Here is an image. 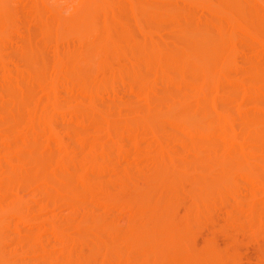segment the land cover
I'll use <instances>...</instances> for the list:
<instances>
[{
  "label": "bare ground",
  "instance_id": "bare-ground-1",
  "mask_svg": "<svg viewBox=\"0 0 264 264\" xmlns=\"http://www.w3.org/2000/svg\"><path fill=\"white\" fill-rule=\"evenodd\" d=\"M0 100V264H238L203 221L264 243V0H0Z\"/></svg>",
  "mask_w": 264,
  "mask_h": 264
},
{
  "label": "rangeland",
  "instance_id": "rangeland-1",
  "mask_svg": "<svg viewBox=\"0 0 264 264\" xmlns=\"http://www.w3.org/2000/svg\"><path fill=\"white\" fill-rule=\"evenodd\" d=\"M69 11V10H68ZM68 11H67V13H68ZM70 12V11H69ZM64 15V14H63ZM67 14H66V12H65V15L64 16H66ZM166 33V32H165ZM22 35H23V33H22ZM166 34H164L163 33V37H166L165 36ZM21 36V35H20ZM19 37V36H18ZM22 37L23 36H21L20 38L22 39ZM9 52H10V55L11 54H14V52L13 51H11V50H9ZM13 52V53H12ZM50 53V52H49ZM7 54H8V52H7ZM6 54V55H7ZM15 54H16V52H15ZM12 55V60H17V59H13V57H15L16 55ZM48 54V53H47ZM49 55V54H48ZM8 56V59L10 58V61L11 62H14V61H12L11 60V56L9 57V54L7 55ZM16 58V57H15ZM16 62V61H15ZM18 62V61H17ZM240 62H241V58L239 59V63L238 64H240ZM241 66V65H240ZM163 89H159V91H162ZM131 93V92H130ZM129 93V94H130ZM129 94H127V96L128 97H126L125 99H127L128 98V101H126L125 100V102H130L131 100L133 101L134 100V102H138V104H141V102H140V100H139V98L137 97H134V95H132V93L129 95ZM132 95V96H131ZM131 96V97H130ZM129 99H130V101H129ZM135 100H137V101H135ZM2 102V100H0V103ZM125 104V103H124ZM247 107H249V106H247ZM248 109V108H247ZM249 109H250V107H249ZM62 124V122H60L59 123V126L61 127H64V124L65 123H63V125H61ZM65 126H66V124H65ZM67 127V126H66ZM60 129H63V128H60ZM66 130V128L63 130V131H65ZM168 132H169V130H167ZM167 133V132H166ZM166 133H164V134H166ZM66 138H67V136H65ZM166 137H169V135H167L166 134ZM69 139H71V137H69L68 136V139H66L67 140V142H69L70 144H72V143H74V142H76V140L75 139H71V140H69ZM74 142H73V141ZM176 148L175 149H177L179 152H184L182 149H179L180 148V145L179 146H175ZM188 151V150H187ZM189 153V152H188ZM185 154H187L186 152H185ZM133 156V154H130V156ZM188 155V154H187ZM190 155V154H189ZM188 155V157H191V156H189ZM129 156V157H130ZM186 156V155H185ZM136 157V156H135ZM128 159V158H127ZM131 159H134V157L132 158L131 157ZM136 159V158H135ZM142 160H143V158H142ZM141 160V161H142ZM126 161H128V160H126ZM131 161V160H130ZM139 162V163H138ZM126 164V162L125 161H123V164ZM136 163H138V164H140V166H141V162L140 161H136ZM135 163V164H136ZM132 164V163H131ZM130 164V165H131ZM137 164V165H138ZM142 164H143V162H142ZM143 165H146V161H145V159H144V164ZM142 165V166H143ZM122 166H124V165H122ZM125 167L127 168V166L125 165ZM129 167H131V166H129ZM126 168H124V169H126ZM128 169H130V168H128ZM137 169L138 170H136V172L137 171H139V168L137 167ZM141 169H142V167H141ZM134 169H132V171H133ZM109 175V174H108ZM106 177H108V176H106ZM106 179H108V178H106ZM27 194L29 195V192H27ZM30 195H31V193H30ZM160 195L161 196H163L161 193H160ZM159 195V197H161ZM165 197V196H164ZM117 197H115V199H116ZM38 199H40V198H38ZM117 200H118V198H117ZM64 209V210H63ZM63 209H61L59 212H57V214L59 215V218L61 219V222L63 221V219L65 220H67V218H68V216H70L71 218H72V215L68 212V210H66L65 208H63ZM63 210V211H62ZM115 211L113 212V214H118V209H117V211H116V209H114ZM219 210V211H218ZM178 211H179V213H182L183 212V209L180 207L179 209H178ZM56 212V211H55ZM61 212V213H60ZM203 212V211H202ZM125 213V215H128V213L125 211L124 212ZM223 213V211H222V209L221 208H217V210H215V212H213L212 214H210L211 216H210V218L211 219H213L216 223L217 222H219L220 224H223L224 222H225V220H224V213ZM70 214V215H69ZM112 214V215H113ZM201 214V213H200ZM221 214V215H220ZM62 215V216H61ZM67 215V216H66ZM202 215L203 216H206L205 215V213H202ZM218 215V216H217ZM69 217V218H70ZM48 218V217H47ZM47 218H45V219H47ZM70 218V219H71ZM73 219H75V218H73ZM72 220V219H71ZM224 221V222H223ZM69 222V221H68ZM204 223H205V221H203ZM65 223V222H64ZM203 223V225H199L200 227L197 229V232H196V235H195V238H196V242H197V244L200 246L201 245V243L203 242V239L205 238V237H207V236H209V235H212L215 239H216V241H217V243L219 244V246H221V247H226V245H227V249L229 250V248H230V250L229 251H232V250H234V251H232V252H234L236 255H237V262H238V264H264V243H262L261 242V240L259 239H254L251 235H250V232L248 233V232H245L244 230H241L240 228H237V226H230V227H228V228H226V231L224 230V229H222L221 227H212V225H210V223L208 222L207 223V221H206V223L204 224ZM218 223V224H219ZM202 224V223H201ZM240 230V231H239ZM242 231H244L243 233H242ZM247 231V230H246ZM248 233V234H247ZM229 238H231L232 239V241L231 242H229L228 243V240H229ZM253 240H252V239ZM260 241V242H259ZM229 245V246H228ZM257 261H258V263H257ZM261 262V263H260Z\"/></svg>",
  "mask_w": 264,
  "mask_h": 264
}]
</instances>
